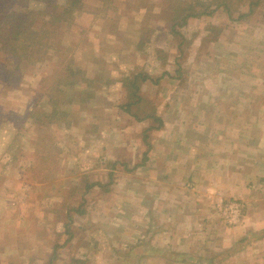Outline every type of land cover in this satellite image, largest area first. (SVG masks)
Wrapping results in <instances>:
<instances>
[{"label":"rangeland","instance_id":"obj_1","mask_svg":"<svg viewBox=\"0 0 264 264\" xmlns=\"http://www.w3.org/2000/svg\"><path fill=\"white\" fill-rule=\"evenodd\" d=\"M195 1L83 0L45 61L16 69L0 49V264H150L131 230L143 213L126 185L144 179L131 172L158 133L121 109V79L137 71L153 76L140 87L147 106L210 149L211 169L228 166L230 141L239 148L240 135L250 139L253 177L243 185L251 199H221L240 201L244 221L229 225L217 203L200 219L196 231L206 239L195 241L193 261L166 251V264H264V0H200L214 13L191 17L174 35L175 9ZM60 44L66 50H56ZM64 56L86 76L102 70L115 82L95 84L96 98L72 107L69 120L43 122L52 109L48 77Z\"/></svg>","mask_w":264,"mask_h":264},{"label":"crops","instance_id":"obj_2","mask_svg":"<svg viewBox=\"0 0 264 264\" xmlns=\"http://www.w3.org/2000/svg\"><path fill=\"white\" fill-rule=\"evenodd\" d=\"M100 72L104 71L99 70L98 74ZM109 77L115 82L112 76ZM125 94L124 103L127 101V92ZM124 103L120 108L129 113L135 119V123L148 122L144 132L158 130L157 135L151 136L150 142L148 141L150 147L149 152L145 153V162L135 165L131 172L136 177L138 174H144L146 182H143L144 179L140 181L137 179V185L129 182L126 184L133 190L134 206L143 213L135 217L131 230L137 232L135 236L145 241L148 247L145 259L150 264H166V251H174L184 258L189 257L188 260H182L184 262L193 261L194 250L197 249L195 241L205 243L206 239V236L199 237L196 231L202 225L200 219L205 218L211 210H215L216 204H221L223 202L221 199L226 195L242 198L240 195L242 194L246 200L251 199L248 187L243 185V183L246 185L245 182L249 180V177H253L249 169L250 156L247 154L250 139L247 134L240 135L237 138V142L240 141L239 148L235 147V141H230L231 145L229 144L227 150L229 153L228 166L223 171L211 169L210 166H214L215 161L209 159V156L213 152H210V149H204L205 145L197 143L195 136L189 139L182 138L177 133L182 128L181 124L180 128L179 123L169 128L168 122L157 113L162 118L163 125L159 128L148 129L149 126L157 124L151 118L138 120L125 110ZM164 125L165 127L162 128ZM190 139L194 140L190 141ZM253 139L254 144L259 140L258 138ZM185 141L191 143L185 144ZM215 151L218 152V150ZM255 157L251 160L258 161ZM262 173L258 171L256 174ZM189 179L193 180L191 188L187 186ZM131 190L129 191L132 193ZM244 217L243 215L242 221ZM139 228L141 229L137 230Z\"/></svg>","mask_w":264,"mask_h":264},{"label":"trees","instance_id":"obj_3","mask_svg":"<svg viewBox=\"0 0 264 264\" xmlns=\"http://www.w3.org/2000/svg\"><path fill=\"white\" fill-rule=\"evenodd\" d=\"M8 1L6 4L0 3V49L15 59L16 69L23 64H36L45 61L53 47L54 39L56 44V33L61 28L62 21L70 20L73 13L83 5V0H68V4L63 7L58 6L52 0ZM31 2H42L44 6L41 8L31 7ZM204 5L200 0H196L193 3L184 2L183 6L176 8L170 31L174 35L180 36L181 33L176 29V26L186 25L191 17L214 13L215 9L206 10ZM198 7L201 9L197 10ZM57 49L65 48H62L60 44ZM67 58L64 56L61 62L62 68L48 77L53 78L49 87L46 86V91L48 89L50 93L48 95L52 109L49 114H46L47 119L44 118L43 122L51 123L52 120L60 118L69 120L73 115L72 112L75 113V110L71 109L72 107L81 103L83 108L93 97L96 98L95 84L107 86L114 81L103 74H99L98 77H95L96 79L88 77L84 73L83 67L74 66L73 59L68 58L67 60ZM148 80H153V77L151 79L149 73L139 71L121 79L127 92V101L123 105L125 110L138 120L151 118L157 124L149 126L148 129L159 128L163 125L162 118L157 115L154 105L147 106L148 102L140 91L141 84ZM155 81L158 82V79ZM68 88H72L69 95ZM62 96L63 99L60 100Z\"/></svg>","mask_w":264,"mask_h":264},{"label":"built area","instance_id":"obj_4","mask_svg":"<svg viewBox=\"0 0 264 264\" xmlns=\"http://www.w3.org/2000/svg\"><path fill=\"white\" fill-rule=\"evenodd\" d=\"M219 209L222 211L229 225L240 224L243 217L242 203L236 199L228 200L219 204Z\"/></svg>","mask_w":264,"mask_h":264}]
</instances>
